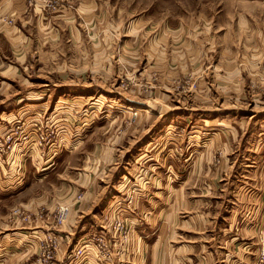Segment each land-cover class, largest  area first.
<instances>
[{"label": "rangeland", "instance_id": "1", "mask_svg": "<svg viewBox=\"0 0 264 264\" xmlns=\"http://www.w3.org/2000/svg\"><path fill=\"white\" fill-rule=\"evenodd\" d=\"M3 1L5 9L21 2L41 23H49L51 17L62 12L68 13L72 21L61 22L57 44L47 48L53 53L48 59L41 57L38 61L39 54L34 53L35 68L40 67L39 71L33 74L25 71L20 79L0 78V112L17 109V98H22L19 106L32 103L25 101L29 94L69 97L92 90L94 104L84 106L80 116L85 126L100 118L99 134L106 130L101 135L96 131L94 137L101 140L90 143L88 148L84 141L80 159L76 151L60 148L52 162L50 177L44 178V170L24 166L23 159L18 160L17 155L25 160L28 157L47 158L57 147L52 146L58 142V124L46 119L48 113L44 110H32L30 119L15 120L9 132L6 127L0 129V137H3L0 154L13 155V160L21 164L23 176L15 191L6 193L0 188V260L5 257L3 264H139L141 259L146 260V264H193L186 249H178L180 240H188L183 229L186 227L173 225L172 215H165L163 221L144 210V198L136 191L139 184L130 185L133 177L123 179L126 187L119 189L120 197L107 209L105 204L99 203L94 210L84 211L85 215L79 210V214L71 216L72 211L80 209L86 192L90 191L87 182L106 183L100 176L107 171L105 163H99L94 156L82 158L95 143L108 146L117 138L119 147L129 134L134 138L142 132L143 126L153 125V144L142 153L153 155L158 161H171L182 159L186 149L190 151L186 144L188 123L185 119L170 118L168 113L175 100L183 107L194 100H207L202 106L220 108L212 114L217 116L213 121L222 127L211 125L212 129L206 131L205 136L200 129L199 139L203 140L199 142L211 141L206 147L209 158L206 167L211 169L207 174L212 172L211 179L215 177L214 171L220 172L221 160H226L228 167L218 173L222 178L214 196L219 200L211 199L208 193L206 197L192 199L193 207L208 206L213 211L222 208L226 212L221 215V223H236L242 219L251 222L252 215L245 212L259 200L243 199L239 194L260 189L259 176L244 182L239 178L240 181L234 182L233 172L239 165L249 164L261 156L264 135L258 134L264 131L261 118L264 112L256 118L250 115L253 110L256 114L264 109V0ZM2 21L8 26L21 24L14 14ZM95 21L98 28H95ZM70 33L77 45H72L71 37L66 40ZM219 39L222 48L216 52L215 42ZM75 46L90 48L83 61ZM109 96L119 97L121 101H109L112 100ZM125 103L128 104L126 109ZM72 116L69 115L71 120ZM193 123L191 120L190 125ZM28 128L33 129L29 135L32 145L24 152L29 143H24L23 133L24 130L27 133ZM213 129H223V133L216 134ZM224 136L228 143L226 150L220 145ZM166 163L162 175L165 180L172 181L176 177L173 165ZM252 169L262 171V168ZM177 172L181 174L183 169ZM123 180L119 185H123ZM148 180L141 186L149 197L155 182ZM200 184L194 189L196 193L207 188V182ZM171 190L164 191L167 210L172 208ZM60 206L68 208L63 222L58 216ZM70 217L73 220L69 224L71 230L66 227ZM160 228L163 229L159 231ZM263 237L261 231L257 264H264ZM153 242L159 243L157 251L152 248Z\"/></svg>", "mask_w": 264, "mask_h": 264}, {"label": "crops", "instance_id": "2", "mask_svg": "<svg viewBox=\"0 0 264 264\" xmlns=\"http://www.w3.org/2000/svg\"><path fill=\"white\" fill-rule=\"evenodd\" d=\"M2 1L3 0H0V78L3 79L14 76L20 79L19 76L24 75L23 73H25V71L32 72L33 74L34 71L36 72V70L39 71L41 69L40 67L38 69L35 68L34 53L39 54L37 56L38 61H40L41 57L43 59H48L53 53H50L47 48L51 44H57L56 42L59 37L61 22L68 20L72 21V18L68 19V17L71 16L68 13L62 12L58 16H50L51 18L49 19V23H41L39 18L31 15L30 11H26L27 8H25L21 2L14 7L12 6L5 9L3 7L4 1ZM11 14L18 17V19L21 20V24L15 26L5 25L2 19L10 16ZM52 23H54L55 26ZM55 23L58 24V26ZM94 23L95 28H98L97 22L95 21ZM92 35L94 36V34ZM69 37H71L72 45H77V43H74L72 40L73 34L70 33L66 36L67 41H69ZM221 43V39L215 42L216 52L219 48H222ZM224 43H226V40H224ZM75 47L77 55H80V58L83 61V56L89 53L90 48L87 47L84 49L82 46ZM41 48L45 50L41 51ZM216 61L219 62V60ZM57 71H60V69L57 68ZM83 74L80 75L84 76ZM70 85L72 86L73 84ZM91 92L92 90H87L86 93H83L82 95L75 94L69 95V97H55L49 94L43 96L29 94V96L25 98V101H30L32 103L19 106L22 98H17L15 103L17 109L14 107L15 109L13 108V110L0 112V129L6 127L8 132L10 131V126L14 125L15 120L19 118L22 120L30 119L29 116L31 113H34L32 110H44V113H48L46 119H51L56 125L58 124L56 127L58 129V142L52 146L57 147H54L51 151L49 149L50 154H48L47 158L42 159L40 157H36L34 159H29L28 157V160H25V157L15 154L17 155V159L21 160L22 158L24 166L27 164V166H34L36 169H39L37 171L44 170V178H46L50 174L51 168L53 167L52 162L58 155V152H60V148H63V151H76L77 157L80 159V152L84 153V141L86 142L85 146H87V148L89 144L94 143L95 140L99 142L101 140L100 137L97 139L94 137V135H96V131H98L97 135H101L106 132V130H104L101 134H99L101 126L97 124H101L99 121L100 118H98L97 122H93L91 125L85 126L86 124L82 118L83 116H80L81 112H84V106L88 103L94 104L92 101L95 99V94ZM112 92L114 91L111 90V93ZM108 98L112 99H109V101H121L119 97L109 96ZM195 101L196 100L191 101V104L188 103L189 105L187 104V107H183L178 100L172 101L170 104L172 108L169 110L170 112L168 111L169 115H171L170 118L185 119L188 123L186 128H189V136L186 144H189L188 148H190V151L187 149L186 152L184 151L187 155L185 159V154H182V159L177 158L174 160L172 157H169L172 159L171 161L165 159L158 161L157 158H153V155H147L145 152H141L142 150L146 151V148L153 144V138L151 137L153 135V133L151 134L153 125L150 127L143 126L142 132L138 135H136V133L134 138H131L133 135L129 134V136H127L124 140V143L118 140V142H121L119 147L117 146L116 138L113 143H108V146H100L99 143H95L94 146H91L90 150L85 151L89 153L84 155L82 158L87 156V159H90L94 156L97 158L99 163H105L104 166L107 168V171L104 176L102 174L100 176L103 177L102 179H105L104 181H106V183L97 184L96 180L94 182H87L89 183L88 190L90 191L86 192L85 201L80 206V209H78V211H72L71 216L73 217L77 215V213L79 214V210L80 214L85 215L84 213L87 210L90 209L92 211L99 207L101 203L105 204L104 206H106L107 209L111 203H115L116 199L120 197L119 195L121 192H119V189L126 187L123 179L133 177L130 180V185H133V182L135 184H139L136 191L141 198H144L142 199V208L144 210L154 213L159 220L163 221L165 215H172L173 225L182 228L186 227V229H183L187 233L188 240H180V246H178V249H186L190 255V261L194 262L193 264H257L256 255L258 253V246L260 242L258 235L261 234L262 231L264 236V139L261 147V156H257L258 160L249 161V164L239 165V167L236 168L237 171L233 172L235 175L234 182L240 181L239 178H241L242 182H244L243 180L245 179L250 180L253 179L252 177H257V175L259 176L260 189L242 191L239 194V196L243 199L256 198L259 200L254 206L247 209L245 212L252 215L251 222L248 223L249 220L245 222V219H242L241 222L236 223H221V215L226 212L222 211V208L217 209V211H213V209L208 206L195 205L193 207V202L191 201L192 199L206 197L208 193H210L211 199L214 198L219 200L218 196H214L217 194L216 190L219 188L217 184L221 183L222 178V176H219L218 173H222L223 167H228L227 161L221 160L219 168L220 172L214 171L213 174L215 177L212 179V172L207 174V172L211 171V169L209 170L206 167L209 161L208 148L206 147L211 144V141L209 140L207 142L205 140L200 143L199 141H202L203 139L200 140L199 137L202 129L204 130L202 135L205 136L207 135L208 130L212 129L211 125H222L215 122L216 120L213 121V118H217V116L212 114L214 111L220 110V108H217L218 106H216L212 109L210 106H202L207 103V100L201 102ZM125 104L127 106L123 107L126 109L128 104ZM180 109H184V111H181ZM235 109L237 112L238 108L235 107ZM175 110L179 111L175 112ZM254 111L255 110H253V114L250 115V118H256L257 115L264 112V109L262 111H257L256 114ZM69 115H74L72 116L73 120H71ZM190 118L191 120H194V125H190L191 120L188 121ZM218 118H222V116H219ZM261 118L263 122L264 116ZM197 119L202 121L203 124L201 125L198 123V121H196ZM3 121H5V123H3ZM195 124H198L199 127H196ZM32 130V128H28L27 133L26 130H24L23 136L26 138L24 143H29L26 146L27 148H24V152H28V147L32 145L30 142L32 136H29L32 135ZM213 130H216V134L223 133V129ZM260 135H264V131L258 134V136ZM2 138L3 137H0V147L3 145ZM221 140L223 143L220 145L224 147L223 150H226L228 145L226 142V136L222 137ZM259 145H261V143H259ZM215 146H218V144ZM243 148L245 147L243 146ZM258 148L259 147H257V150ZM201 149H203V151L199 153ZM3 156L5 155L0 154V188L2 192L8 193L9 191H15L17 184L19 181H22L23 176L20 171L21 164H18L15 160H13V155L7 154L5 157ZM169 162L173 165V176H176L174 177V180L172 178V181L168 179L165 180L162 175V168L165 163L168 164ZM144 167L146 170L142 169ZM240 167L241 170L239 171ZM248 167H251V170L248 169ZM254 167H257V169L262 168V171L260 169H252ZM182 169L183 174H180L179 172L176 173L177 170L181 171ZM148 179H151V182L152 180L155 182L154 188L151 186L152 192L151 194L149 193V197L148 195L146 196V192L143 191V186H141V184L143 185L147 183L149 181ZM121 180H123V185H119ZM202 181L207 182V188L201 190L200 193H196L194 189L197 185L201 186L200 182ZM168 188L172 189V208L170 210H167L164 206L163 199L164 191ZM221 191L222 190H220V192ZM10 197H12V195ZM146 198L153 201L150 202ZM96 199H100L102 201H95ZM262 199L263 202L260 201ZM96 205L98 206L96 207ZM243 210L244 209H241V212H243ZM178 211H181L182 213H177ZM180 218H184V220L181 221ZM72 221L73 220L70 217V220L66 224L67 229H70L69 224H72ZM162 229L163 228H160L159 231ZM261 240L264 242V237L261 238ZM158 244L159 243L156 242L152 243V248L156 251ZM15 245L16 242L12 244V246ZM145 252L147 255V246L145 248ZM2 257V260H4L5 257ZM2 260H0V264H3ZM144 261L141 259L139 264H146V260Z\"/></svg>", "mask_w": 264, "mask_h": 264}, {"label": "built area", "instance_id": "3", "mask_svg": "<svg viewBox=\"0 0 264 264\" xmlns=\"http://www.w3.org/2000/svg\"><path fill=\"white\" fill-rule=\"evenodd\" d=\"M17 134V133H16ZM68 208L67 206H60L58 209V216L60 218V221H64V219L67 217ZM261 255L264 257V252L262 251Z\"/></svg>", "mask_w": 264, "mask_h": 264}, {"label": "water", "instance_id": "4", "mask_svg": "<svg viewBox=\"0 0 264 264\" xmlns=\"http://www.w3.org/2000/svg\"><path fill=\"white\" fill-rule=\"evenodd\" d=\"M133 103V102H132ZM134 103H136V102H134Z\"/></svg>", "mask_w": 264, "mask_h": 264}]
</instances>
